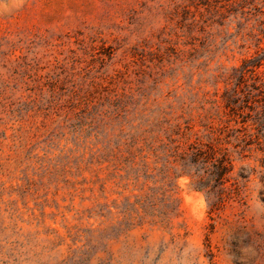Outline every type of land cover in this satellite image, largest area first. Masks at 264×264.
Segmentation results:
<instances>
[{"label":"rangeland","instance_id":"1","mask_svg":"<svg viewBox=\"0 0 264 264\" xmlns=\"http://www.w3.org/2000/svg\"><path fill=\"white\" fill-rule=\"evenodd\" d=\"M0 264H264V0H0Z\"/></svg>","mask_w":264,"mask_h":264}]
</instances>
